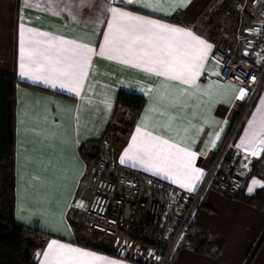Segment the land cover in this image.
Segmentation results:
<instances>
[{
    "label": "crops",
    "instance_id": "obj_1",
    "mask_svg": "<svg viewBox=\"0 0 264 264\" xmlns=\"http://www.w3.org/2000/svg\"><path fill=\"white\" fill-rule=\"evenodd\" d=\"M214 1L185 0L186 6H179L181 0H168L161 5L162 10H153L143 7L139 0L130 4L127 0H14L9 10L1 9L0 73L18 79L15 220L32 229L28 238L42 241L36 252L38 264H158L163 256L159 248L141 245L133 237L120 238L123 234H105L82 220L91 192L88 163L80 146L104 133L121 91L140 95L145 103L128 138L118 147L116 165H111L119 173L139 170L193 196L203 187L208 172L224 155L242 122L234 143V162L241 156L255 159L263 154L264 144L260 140L264 139V87L254 91L221 76V64L211 55L216 40L204 32V20L200 21ZM223 2L230 5L229 9L235 8L237 16L230 19L228 14L219 23L222 41L232 54L239 55L264 19V3ZM110 7L185 29L210 44L195 84L184 85L119 60L93 55L79 95L69 91L72 85L67 79L58 78V70L72 62L74 44H87L99 51L112 21L107 10ZM29 39L34 42L31 49ZM178 39L190 45L188 52L199 54L201 46L195 41ZM29 55L36 63H26L24 57ZM121 59L141 62L130 56L121 55ZM22 70L39 78L21 76ZM241 89L245 90L243 99L238 98ZM155 137L175 147L160 145L152 139ZM177 148L196 153L190 166ZM253 167L255 173L247 179L244 190L250 196L264 188V167L256 162ZM192 168L201 170L199 180ZM182 184L194 185L193 190ZM159 191V187L144 184L145 196ZM194 226L205 228L211 240L200 251L178 245L169 264H264V208L209 188L195 214ZM52 241L92 255L80 257L56 246L50 251L48 245ZM220 241L223 247L217 250Z\"/></svg>",
    "mask_w": 264,
    "mask_h": 264
},
{
    "label": "built area",
    "instance_id": "obj_2",
    "mask_svg": "<svg viewBox=\"0 0 264 264\" xmlns=\"http://www.w3.org/2000/svg\"><path fill=\"white\" fill-rule=\"evenodd\" d=\"M259 1L264 3V0ZM211 55L221 64L224 79L254 91L262 89L264 19L243 53L235 55L215 46ZM222 158L223 154L208 172L201 190L192 196L139 170L119 173L105 157H100L87 167L91 200L83 212V223L114 237L129 235L141 245L161 247L167 244L168 252L161 264H169L175 247H190L189 228L205 192L209 188L232 194L243 192L247 179L255 173L253 164L256 162L264 167V152L255 159L241 156L234 164L224 163ZM145 183L159 187L160 191L145 196Z\"/></svg>",
    "mask_w": 264,
    "mask_h": 264
},
{
    "label": "snow or ice",
    "instance_id": "obj_3",
    "mask_svg": "<svg viewBox=\"0 0 264 264\" xmlns=\"http://www.w3.org/2000/svg\"><path fill=\"white\" fill-rule=\"evenodd\" d=\"M127 2L130 4L133 3L134 0H127ZM139 2L142 3L145 8L162 10L161 5L167 3L168 0H139ZM179 6H186L185 0H181ZM107 10L112 14V21L109 22V32L104 35V43L101 45L99 51L97 52L87 44H74L72 62L58 70V78L67 79L72 85L69 91L76 92V94L79 95L78 89L82 86V81L88 74V67L93 55H99L101 57L106 56L108 59L119 60L124 64H131L133 67L142 68L146 73L173 81H179L184 85L195 84L196 77L200 74L201 62L207 55V51L211 48L210 44H207L199 37L194 36L191 32L182 28L172 27L154 20L134 16L115 7H110ZM20 27H24V25H20ZM28 31L32 32L31 29ZM36 35L43 36L45 34L36 33ZM178 38H188L190 41H195L197 45L201 46L199 54L193 55L188 52L186 49L190 47V45ZM158 41H163L164 43L160 44ZM61 43L66 42L61 41ZM33 44L34 42L29 39V49L32 48ZM121 55L135 57L141 62L133 63L131 59H121ZM24 59L26 63H36L31 55L24 57ZM21 68H24L23 64ZM21 76L39 78L33 77L29 72L23 70L21 71ZM53 86H55V84H53ZM61 86L64 85L62 84ZM244 96L245 90L241 89L238 98L243 99ZM161 115H163V113H161ZM261 127L264 128V118L261 120ZM137 132L140 133L141 129L138 128ZM255 137L256 133H253L252 138L255 139ZM135 139L136 137H133L134 141ZM152 139L160 145H168L167 140H162L159 137ZM260 143L264 144V139H261ZM168 147L172 148L175 146L168 145ZM176 150L178 152H183L190 166L196 157V153L179 148ZM252 154L256 155L255 152ZM124 155L127 157L128 152L126 151ZM123 162L124 159L122 158L121 163ZM191 171L195 174V179L199 180L201 170L192 168ZM181 186L188 188L189 191H192L194 187V185L188 184H182ZM248 191L251 192L253 189L250 187ZM53 246H56L62 251L75 253L80 257H90L92 255L79 249L69 248L65 245H57L56 241H52L48 245L50 251L53 249ZM44 255L47 257L48 253ZM112 264H114V262H112Z\"/></svg>",
    "mask_w": 264,
    "mask_h": 264
},
{
    "label": "trees",
    "instance_id": "obj_4",
    "mask_svg": "<svg viewBox=\"0 0 264 264\" xmlns=\"http://www.w3.org/2000/svg\"><path fill=\"white\" fill-rule=\"evenodd\" d=\"M17 83L18 79L15 76L0 73V264H38L36 252L42 246V241L28 238L27 235L32 232V229L15 220ZM255 98L256 95L247 113L251 109ZM144 103L145 98L140 95L128 91L119 93L112 121L104 133L98 139L89 140L80 146V153L88 164L100 158L106 142L110 141L112 135L118 137L121 133L123 137L122 144L126 141ZM242 125L243 122L240 124L230 146L227 147L222 162L235 163L234 143ZM226 142L227 139L221 150H223ZM223 193L247 204L264 208V188L252 196L246 195L244 191L238 194L226 191H223ZM188 239L191 241L190 247L200 251L211 240V235L205 228L195 227L193 220L190 225ZM222 247L223 242L220 241L217 244V250H221ZM139 264L144 263L139 262Z\"/></svg>",
    "mask_w": 264,
    "mask_h": 264
},
{
    "label": "rangeland",
    "instance_id": "obj_5",
    "mask_svg": "<svg viewBox=\"0 0 264 264\" xmlns=\"http://www.w3.org/2000/svg\"><path fill=\"white\" fill-rule=\"evenodd\" d=\"M14 4H15L14 0H4L0 2V11L3 7L9 10L10 6H13ZM229 8H230V5L228 4L225 5L223 0H215L214 3H212V5L204 11V14L202 15L203 17L200 19V21L204 20V25L203 24L201 25L202 27L204 26V32L216 40V46H220L221 48H223L224 50L228 52L230 51L225 47L224 42L222 41V36H221L222 29H220L219 23L221 25V23L224 22L225 20L223 19V17L226 18L228 14H229L230 19L237 16V12L235 8L233 7L231 9ZM121 142H123V137L121 136V133L119 134L118 137H113L112 135V138L110 139V141L106 142V145L104 148L106 150L109 149V152L103 151L100 157H105L110 163V165L115 166L116 165V152ZM86 229L90 231V229H88L87 227ZM93 232L95 233V231ZM124 237L130 238L129 235H124L123 237H120V238H124ZM154 248H159L162 250L163 256L158 264L163 263L164 259L166 258L165 255L168 252V245L165 244L164 246L154 247Z\"/></svg>",
    "mask_w": 264,
    "mask_h": 264
}]
</instances>
